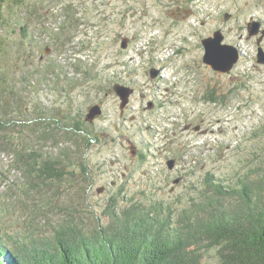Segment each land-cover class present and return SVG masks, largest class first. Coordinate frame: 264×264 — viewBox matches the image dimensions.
Listing matches in <instances>:
<instances>
[{
  "label": "rangeland",
  "instance_id": "rangeland-1",
  "mask_svg": "<svg viewBox=\"0 0 264 264\" xmlns=\"http://www.w3.org/2000/svg\"><path fill=\"white\" fill-rule=\"evenodd\" d=\"M57 2L40 15H26L29 30L45 25L47 36L55 39L44 35L32 52L23 49L12 76L29 72V85L20 84L29 96L18 102L31 106L28 112L38 106L36 112L59 121L63 129L82 124L95 137L85 153L90 180L80 184L81 192L88 195L80 202L83 209L102 217L110 196L124 188L126 199L156 200L163 207L171 204L176 220L178 211L206 189L208 174L234 186L264 162V65L256 61V38L247 39L246 31L251 18L264 24V0ZM219 29L223 43L240 54L227 74L214 72L202 61L201 41ZM0 30L8 40L9 33L2 26ZM259 47L264 51V37ZM49 62L54 69L59 66L65 89L62 84L34 81L37 75L31 72L38 70L36 64ZM75 63L84 74H74ZM117 83L133 89L123 109L113 89ZM209 95L217 102L208 101ZM94 105H99L101 114L87 121L88 109ZM35 135L26 130L22 134L39 146L44 141ZM46 142L43 154L55 157V142ZM75 154L69 153L73 163L79 161ZM174 158L178 160L170 169L167 159ZM10 164L7 155L0 156V198L11 180L20 178L8 172ZM65 194L51 198L52 205L38 196L35 203L43 211L39 210L41 221L62 219ZM32 207L27 204L24 213ZM80 214L84 228L94 229L95 219ZM100 223H105L103 217ZM201 264H219L215 251L206 253Z\"/></svg>",
  "mask_w": 264,
  "mask_h": 264
},
{
  "label": "trees",
  "instance_id": "trees-1",
  "mask_svg": "<svg viewBox=\"0 0 264 264\" xmlns=\"http://www.w3.org/2000/svg\"><path fill=\"white\" fill-rule=\"evenodd\" d=\"M57 1L0 0V26L10 36L4 39L0 30V156L7 155L11 160L9 173L20 174L0 198V264H201L212 250L219 264H264V162L238 178L234 186L219 183L208 174L204 179L206 189L181 211L176 207V220L171 204L163 207L156 200L126 199L122 197L124 188L111 195L103 207L105 223H100L102 217L96 213L82 208L80 202L88 195L81 192L80 184L90 180L85 153L94 136L82 124L63 129L59 121L36 112L38 106L28 112L26 108L31 106L18 102L29 96L20 86L29 85V72L25 70L15 79L12 76L13 65L23 59V49L32 52V47L41 45L43 36L49 34L41 24L37 30H29L26 15L34 17L44 8L48 11ZM72 66L74 74L85 73L79 63ZM36 67L38 70L31 72L37 75L36 83L63 87L59 66L54 69L49 62ZM208 101L217 102L212 95ZM24 130L44 142L32 145L22 136ZM46 141L55 142V157L43 154ZM75 151L79 161L73 163L69 153ZM63 192L67 208L63 207L62 219L41 221L42 210H37L35 203L38 196L52 205L51 198L58 199ZM27 204L33 207L25 214ZM80 211L95 219L94 229L84 228Z\"/></svg>",
  "mask_w": 264,
  "mask_h": 264
},
{
  "label": "water",
  "instance_id": "water-1",
  "mask_svg": "<svg viewBox=\"0 0 264 264\" xmlns=\"http://www.w3.org/2000/svg\"><path fill=\"white\" fill-rule=\"evenodd\" d=\"M260 22L257 19L252 20L249 23V27L251 31H248L247 38L252 36H256L258 34V29L260 27ZM249 28V29H250ZM264 37V29L261 31L260 39L257 41L258 48L256 54V61L260 65H264V51L261 47H259L260 40ZM224 36L220 30L213 33V35L209 38H205L201 41V44L204 49V55L202 61L205 65L210 66L211 69L215 72L227 74L229 73L233 67L235 66L237 60L240 57L238 50L228 44L223 43ZM122 47H125L122 45ZM153 72V71H152ZM151 72V73H152ZM155 75L157 74L156 71ZM114 92L117 94L118 98L121 100L120 109H123L126 104H128L129 96L133 93V89L122 86L117 83L114 85ZM101 109L99 105H94L88 109L86 114V120L91 121L94 120L97 116H100ZM169 168H172L171 161L167 162Z\"/></svg>",
  "mask_w": 264,
  "mask_h": 264
},
{
  "label": "flooded vegetation",
  "instance_id": "flooded-vegetation-1",
  "mask_svg": "<svg viewBox=\"0 0 264 264\" xmlns=\"http://www.w3.org/2000/svg\"><path fill=\"white\" fill-rule=\"evenodd\" d=\"M178 9H179V8H178ZM186 11H187V10H186ZM187 14H190V12L187 11ZM252 20H254V18H251V19H250V22H251ZM259 22H260V24H261V25H260V27H261L260 30L262 31V30H263L262 28L264 27V24H263L260 20H259ZM219 30H220V29H219ZM216 31H217V30H216ZM246 31H247V30H246ZM221 32H222V31H221ZM222 34H223V33H222ZM212 35H213V33H212ZM223 36H224V35H223ZM260 36H261L260 34H257L256 36H254V37L256 38V42H257V38L260 37ZM208 37H209V36H208ZM247 39H249V38H247ZM261 40H262V39H261ZM261 40H260V41H261ZM207 67L210 68L209 66H207ZM198 128H199V126H198ZM169 160L172 161V168H170V169H173V167L175 166L176 160H178V159H175V158H174V159H167V161H169ZM180 178L183 180L182 177H180Z\"/></svg>",
  "mask_w": 264,
  "mask_h": 264
},
{
  "label": "bare ground",
  "instance_id": "bare-ground-1",
  "mask_svg": "<svg viewBox=\"0 0 264 264\" xmlns=\"http://www.w3.org/2000/svg\"><path fill=\"white\" fill-rule=\"evenodd\" d=\"M250 23V22H249ZM249 23L246 25V30H247V34H248V31H251V28L249 27ZM250 28V29H249ZM261 27H259V29H258V34H260L261 35ZM262 29H264V27L262 28ZM218 31V30H217ZM221 31V30H220ZM216 32V31H215ZM253 37V36H252ZM260 39V37L258 38V40ZM257 40V41H258ZM203 55H204V53H203ZM202 58H203V56H202ZM207 66V65H206ZM210 67V66H209ZM211 68V67H210ZM215 72V71H214ZM218 73V72H217ZM171 163H172V161H171ZM167 165H168V163H167ZM169 166V165H168Z\"/></svg>",
  "mask_w": 264,
  "mask_h": 264
}]
</instances>
